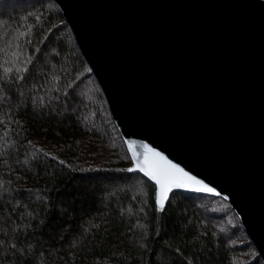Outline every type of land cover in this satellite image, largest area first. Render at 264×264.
<instances>
[{
    "label": "trees",
    "instance_id": "trees-1",
    "mask_svg": "<svg viewBox=\"0 0 264 264\" xmlns=\"http://www.w3.org/2000/svg\"><path fill=\"white\" fill-rule=\"evenodd\" d=\"M53 0H0V264H264L222 197L158 211Z\"/></svg>",
    "mask_w": 264,
    "mask_h": 264
},
{
    "label": "water",
    "instance_id": "water-1",
    "mask_svg": "<svg viewBox=\"0 0 264 264\" xmlns=\"http://www.w3.org/2000/svg\"><path fill=\"white\" fill-rule=\"evenodd\" d=\"M53 2L155 203L143 145L201 182L165 205L224 198L264 263V0Z\"/></svg>",
    "mask_w": 264,
    "mask_h": 264
},
{
    "label": "snow or ice",
    "instance_id": "snow-or-ice-1",
    "mask_svg": "<svg viewBox=\"0 0 264 264\" xmlns=\"http://www.w3.org/2000/svg\"><path fill=\"white\" fill-rule=\"evenodd\" d=\"M146 149L144 162L140 165L139 170L144 172L146 176L154 180L158 186L157 195V210L164 211V201L168 199L167 192L171 190L172 186L184 187L185 184L176 178V174H180L184 180L194 184H200L201 182L196 180L194 177L189 176L183 172L182 169L177 168L176 165L171 164L170 161L166 160L159 152L148 148L147 145L142 146ZM162 162V163H159ZM128 171H134L130 168ZM211 191V189H209Z\"/></svg>",
    "mask_w": 264,
    "mask_h": 264
}]
</instances>
